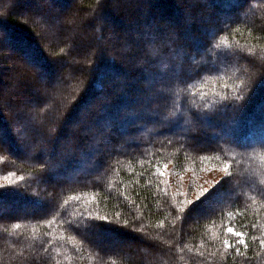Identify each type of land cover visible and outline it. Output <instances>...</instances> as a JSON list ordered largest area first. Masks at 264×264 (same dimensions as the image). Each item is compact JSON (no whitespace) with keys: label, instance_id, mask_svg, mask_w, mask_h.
<instances>
[{"label":"trees","instance_id":"obj_1","mask_svg":"<svg viewBox=\"0 0 264 264\" xmlns=\"http://www.w3.org/2000/svg\"><path fill=\"white\" fill-rule=\"evenodd\" d=\"M58 1L63 7L69 2ZM168 1L163 0L159 8L164 9ZM244 1L196 0L198 7L212 9L210 19L198 28L196 23L183 26L179 17L175 22L180 30L173 34L157 26L154 11L138 0H122L117 6L127 8L129 2L134 9L147 10L151 14L147 12L146 20L121 18L119 7L111 0H78L79 11L92 10L99 18L108 16L113 28L129 26L132 34H139L138 38L117 43L118 38L105 47L98 46L91 58L86 51L95 45L98 32L88 17L75 25L74 39L66 36L49 44L54 53V58H49L32 34L33 26L29 28L9 9L0 26L11 38L12 47L25 49V59L39 66V80L46 77L50 84L63 73L65 59L75 52L66 41H80L82 35L87 40L77 50L86 53L85 60L90 58L92 64L89 76L87 68L79 70L81 81L68 87L64 99L60 97L70 111L62 116L59 107L45 108V114L57 115H46L38 123L48 139L35 150V160L23 155L26 151L13 139L9 144L0 140V211L14 210L16 203L49 204L46 209L36 208L33 214L0 217V240L9 243L7 249L0 250V264H147L140 253L130 256V248L125 254L112 252L89 236L87 229L108 231L115 239L129 238L136 246L146 244L145 252L154 254L158 264L174 259V250L156 243L173 234L178 236V245H183L187 264H264V163L260 160L264 142L239 146L210 136L223 130L244 141L258 133L264 136V64L250 75L256 58L264 55V0H248L249 4L242 6ZM214 4L221 6L214 9ZM248 8L251 13L244 19L241 13ZM224 12L233 17L222 15ZM143 24L146 27L141 29ZM102 33L100 29L99 35ZM119 47L131 50L127 57L145 53L151 64L127 58ZM94 67L101 69L97 81ZM134 70L139 71L140 79L126 83L136 76ZM151 79L159 88L153 89L155 98L144 105V86ZM3 83L0 73V85ZM106 83L115 88H110L109 96L101 102L87 107L88 113L83 114L86 125L67 129V136L75 139L68 144V138L61 136L66 123L79 113L80 104L86 106L99 98L98 90ZM72 97L80 103L72 102ZM44 104L42 100L40 105ZM143 108L145 113H141ZM203 116L216 120L208 132L200 121ZM195 120L198 133L188 134V126ZM113 121L114 132L101 142L99 135H105ZM3 122L0 115L3 137L9 140L13 135ZM56 127L59 130L51 135ZM128 138L131 148H114L112 159L93 157L99 146L104 152L107 142L118 145ZM14 148L16 158L10 154ZM44 149L51 150L47 161L40 158ZM93 161L99 164L94 171L90 168ZM82 170L85 172L78 176ZM55 174L62 175L61 179L56 180ZM47 180L50 185L45 184ZM193 213L202 215L196 225L188 222ZM228 228L241 235L229 233ZM150 231L156 232L152 239L156 241L141 240Z\"/></svg>","mask_w":264,"mask_h":264},{"label":"rangeland","instance_id":"obj_2","mask_svg":"<svg viewBox=\"0 0 264 264\" xmlns=\"http://www.w3.org/2000/svg\"><path fill=\"white\" fill-rule=\"evenodd\" d=\"M78 0H69L68 4H66V7H63L58 0H0V21H4L5 16H7V12H11L13 10L14 13L17 14L21 18V20L25 23H27L29 26H33L34 30H32V34L35 36L36 40L42 47L44 48V52L46 55L49 56V58H54V53L50 51L49 44H57L61 39L65 38L66 36L71 37L72 35L77 33L76 26L82 24L84 19L88 17L93 22V25H95V30L98 32L95 36V45H91L87 49L88 57L94 56V53L98 51L99 47H105L108 43H111L112 40L118 39L117 43L119 41H122L123 39L129 40V37L138 38V35L132 34L131 28L129 26H122L120 28H113V24H109L107 21H109L108 16L103 17H97L95 13L92 12V10L87 11H79L77 8V2ZM122 0H111L112 4L121 5ZM163 0H138V3H144L146 5L147 9H150V11H154L155 14V21L157 26H162L166 28L168 31L175 34L176 29L180 30V26L178 23L175 22V20L183 19L184 25H187L190 23H196V27L200 28L202 23L206 22L208 19H210L209 12L212 10L210 8L206 7H198L196 0H169L166 4H164V9L159 8L160 3ZM247 1V2H246ZM163 3V2H162ZM57 4V5H56ZM127 8L124 6L119 7L117 11H119L120 17H124L126 19L130 17H137L146 20V17L148 18V13L151 14V12L145 10L140 11L139 9H134L132 4L127 2ZM249 4L248 0H245L242 3V6H245ZM158 6V8L156 7ZM123 6V5H122ZM221 4H214V9L219 8ZM223 7V6H222ZM12 8V9H11ZM9 9L11 11H9ZM16 9V10H15ZM18 9V10H17ZM59 9V11H57ZM62 9V10H61ZM252 9V7H251ZM254 9V8H253ZM57 11V12H56ZM256 11V9L254 10ZM113 12V11H112ZM148 12V13H147ZM228 12L221 13L226 14L228 18L233 17L232 15H228ZM249 8L247 10H243L241 15L244 19H246L250 15ZM114 14V13H113ZM42 15V17L38 16ZM225 16V15H224ZM43 22V23H42ZM108 23V24H107ZM177 24V25H176ZM100 25V29L103 30L102 36L99 35L100 29L98 26ZM31 26L29 28H31ZM143 26L140 25V28L142 29ZM146 27V26H145ZM187 28V27H186ZM112 30V32L110 31ZM106 32L108 37L106 36ZM121 35L118 37V35ZM133 35V36H132ZM183 38V35L180 36ZM67 38V37H66ZM75 37H71L70 40L74 39ZM87 40V37L81 36L80 41L79 40H73L71 43L70 41H66V46H69L70 49L74 48L75 52L68 56L67 59H65V63L62 65L64 68V71L62 74L56 76V79L48 84L46 83V77H41L38 79V71L39 66H33L31 63H29L25 59V52L26 50L23 49V51H19L17 49H14L11 45V38L7 36L4 29L0 26V73H1V79L4 81L3 84L0 85V115H2V118L4 117L5 123L4 127L7 128L11 132L13 136L8 139H4L2 129L0 128V140H5V144H9L8 142H12V139L16 146L19 148L25 150L26 152L23 153L27 158L35 160V150L38 148V146H42L45 143V140L48 139V136L43 133L41 128H38V123L41 121H44L46 115L49 118L57 115V113H46V107H54L55 109L59 107V112L63 116V114L69 110V105H65L64 102H62L61 99H64L66 96V93H68V87L76 85V83H79L81 80L78 79L77 74L79 73V70L86 71L87 68V74L89 76L90 71V63L92 64V60L90 62V58L86 61V53L84 54L80 48L82 41ZM176 40V39H174ZM69 42V43H68ZM63 47H66V46ZM96 48V49H95ZM118 49V47H116ZM120 52L122 55L124 54L126 57L129 55L130 51L128 47H123L122 49L119 47ZM108 50V48H107ZM64 49L61 50V53H64ZM132 53V52H131ZM145 53L137 54L136 56L133 55L131 60H138V62H142L143 59L145 62H149V59H146ZM37 58V57H35ZM84 59V60H82ZM39 61V60H38ZM150 63V62H149ZM151 64V63H150ZM264 64V55H260L256 58V62L252 65V70L250 72V75L254 74L255 69H259L261 65ZM136 65V64H135ZM83 66L84 69L81 68ZM136 65V69H137ZM95 68V67H94ZM135 69V70H136ZM93 70V69H92ZM133 71V74L135 72V75L133 78L126 81L133 80L134 78L140 79V76L137 75L139 71ZM76 71V72H75ZM95 72V80L97 81L98 78H101L99 76V71L101 69L95 68L93 70ZM260 73V71L258 70ZM263 75V74H260ZM84 78L86 81L89 80V77ZM153 76V75H152ZM131 77V76H130ZM174 78H177V75L173 76ZM100 81V80H99ZM101 82V81H100ZM151 83L148 86H144L145 91L143 97L142 103L146 105V103H149V100L151 98H155L153 92V89L155 87H158V84L156 82L153 83V79L150 81ZM106 87H102L100 90H98V93L101 94L100 97L96 98L95 101H91L86 106L80 104V111L79 113H75L74 115H71L70 121L66 123L65 130L63 131L62 138L64 136L68 138V144H71L75 139H71L68 137V130L76 129L80 125H86L87 121L83 117L86 115L85 113L87 111V107L92 106L93 104L101 102L103 97L109 96L110 88H112V83L108 84L106 83ZM125 87L126 84H125ZM115 88V87H114ZM112 88V90L114 89ZM159 88V87H158ZM153 95H152V94ZM152 95V96H151ZM43 101L46 102V104L40 105V103ZM70 100L74 103H80L79 100H77L75 97L70 98ZM79 101V102H78ZM155 101V100H154ZM56 104L58 106H56ZM155 104V102H154ZM56 106V107H55ZM63 106V107H62ZM94 106V105H93ZM145 107V106H144ZM46 108V109H45ZM45 109V110H44ZM146 112L145 109L143 108ZM71 113V112H70ZM59 114V113H58ZM84 114V115H83ZM68 115V116H69ZM79 116V117H78ZM57 117V116H56ZM67 117V116H66ZM264 117V115H263ZM63 118V117H61ZM58 122L61 120L60 116H58ZM200 121L204 124L203 129L204 132L207 130H211L208 126L216 122V120H211L209 117H201ZM2 122V121H1ZM26 122V123H25ZM25 123V125H22ZM198 123L195 120L194 124L189 125L188 128V134L190 133H196L197 132V126ZM41 126V125H39ZM61 126V121H60ZM60 127L52 128L51 132L53 134L57 133ZM112 128H114V121L113 126L109 125L107 126V129L105 130L107 133L105 135H99V139L104 140L108 138V133L111 134ZM68 129V130H67ZM92 129V128H91ZM8 131V132H9ZM198 133V132H197ZM70 134V133H69ZM260 135V133H258ZM258 134H256L254 139H251L249 141H244L237 137L236 134H234L232 131H221L217 134H210L211 138L217 139H228L230 141L236 142L239 146H246L250 143L256 144L258 142H264V136L260 137ZM203 136H209L206 133H204ZM60 137V139H62ZM52 139V138H51ZM11 140V141H10ZM63 140V139H62ZM98 140V139H97ZM98 140V141H100ZM132 143L131 140L126 139L123 140L122 143H119L118 145L114 143L107 142L105 144V151H101L103 147L99 146L98 151L94 154L93 157L96 158V156H105L107 159H112L114 156V148L117 149H125V148H131ZM51 149V148H50ZM50 149H44L42 153H40V158L42 160L47 161L48 157L50 155L51 150ZM16 149H12L10 151V154L13 158H16L17 151ZM29 150V151H28ZM46 150V151H45ZM50 150V151H49ZM103 153V154H102ZM51 156H53L51 154ZM103 156V157H104ZM14 160V159H13ZM91 164V170L94 171L99 164L96 163V161L90 162ZM85 171H81L80 173H77V175H82ZM60 174H55V179H61ZM45 182V181H44ZM45 184H49V181L45 182ZM46 185V186H47ZM49 187V186H48ZM238 194V192L236 191ZM235 194V193H234ZM218 202H221L219 199ZM14 204V210L5 208L0 211V217L4 216L5 214L12 213V216H22L23 214H30L35 213L37 211L36 208H40L41 206H36L35 204H27V206L23 204ZM49 206L48 202L47 205L44 207H41V209H46ZM213 206V205H211ZM2 204H0V208H2ZM12 207V208H13ZM15 207H19L18 210H15ZM24 207V208H22ZM207 208H210L207 207ZM212 208V207H211ZM40 209V210H41ZM203 212V211H202ZM199 213H193L190 218L188 219L189 224L196 225L197 222L202 218L200 217ZM3 229L0 230L2 232ZM128 231L135 232L134 229L128 228L126 229ZM87 234L89 236L94 237L97 241L102 242L104 246H107L111 248L112 252L117 253L119 250L125 254L127 253V250L130 248L129 255L130 256H137L139 253L142 254L141 257L146 261L147 264H158V258L150 252H145L144 247H146V244H143L142 246H136L137 244H134L129 238H123V239H115L113 234L109 233L108 231H96L87 229ZM0 237L1 233H0ZM154 237H156V232L150 231L146 235V239L141 236V240L143 241H150L154 242L156 240H152ZM178 236L172 235L166 239H160V241H156L158 243L159 247H166L174 250V256L173 260L169 258V261H166L164 264H187V260L184 257V252L182 250L183 245H178L179 241L176 240ZM189 241V240H188ZM0 250L7 249L9 245L8 242L5 241V238H2L0 240ZM190 242V241H189ZM181 243V242H180ZM184 245H186L184 243ZM180 246V248H178ZM167 249V250H168ZM17 251V249H16ZM3 252V251H2ZM21 251L18 253L20 254ZM25 258H28L29 256L24 255ZM169 256V255H168ZM160 264V263H159ZM209 264H213V262H210Z\"/></svg>","mask_w":264,"mask_h":264},{"label":"snow or ice","instance_id":"obj_3","mask_svg":"<svg viewBox=\"0 0 264 264\" xmlns=\"http://www.w3.org/2000/svg\"><path fill=\"white\" fill-rule=\"evenodd\" d=\"M17 227H19V225H17ZM228 232L229 233H233L236 236H240L241 235V233L235 232L234 229H232V228H228ZM227 243H228V241H225V244H227ZM241 243H243V241H241Z\"/></svg>","mask_w":264,"mask_h":264},{"label":"clouds","instance_id":"obj_4","mask_svg":"<svg viewBox=\"0 0 264 264\" xmlns=\"http://www.w3.org/2000/svg\"><path fill=\"white\" fill-rule=\"evenodd\" d=\"M260 160L262 163H264V155L260 156ZM261 182L264 183V177H261Z\"/></svg>","mask_w":264,"mask_h":264}]
</instances>
